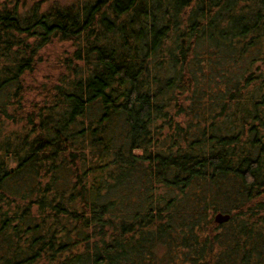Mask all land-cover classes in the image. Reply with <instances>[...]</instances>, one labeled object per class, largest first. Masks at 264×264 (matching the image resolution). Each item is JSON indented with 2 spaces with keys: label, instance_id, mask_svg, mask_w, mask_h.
<instances>
[{
  "label": "trees",
  "instance_id": "16d2710c",
  "mask_svg": "<svg viewBox=\"0 0 264 264\" xmlns=\"http://www.w3.org/2000/svg\"><path fill=\"white\" fill-rule=\"evenodd\" d=\"M0 264H264V0H0Z\"/></svg>",
  "mask_w": 264,
  "mask_h": 264
},
{
  "label": "water",
  "instance_id": "95a60500",
  "mask_svg": "<svg viewBox=\"0 0 264 264\" xmlns=\"http://www.w3.org/2000/svg\"><path fill=\"white\" fill-rule=\"evenodd\" d=\"M214 217H215V221L219 224V223L227 221L230 216L228 214L219 212Z\"/></svg>",
  "mask_w": 264,
  "mask_h": 264
}]
</instances>
